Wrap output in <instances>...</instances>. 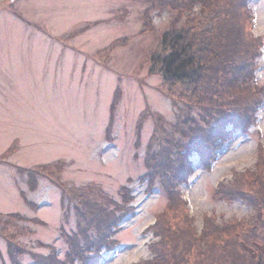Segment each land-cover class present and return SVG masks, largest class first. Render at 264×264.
Masks as SVG:
<instances>
[{
    "label": "rangeland",
    "instance_id": "374dc122",
    "mask_svg": "<svg viewBox=\"0 0 264 264\" xmlns=\"http://www.w3.org/2000/svg\"><path fill=\"white\" fill-rule=\"evenodd\" d=\"M150 1L0 0V220L6 222L12 214L22 217L0 224V264H14L18 252L23 253L19 264H33L35 255L51 252L48 245L64 260L68 244L62 229L71 234L78 228L76 208L86 207L85 195L105 204L114 216L125 213L106 231L117 244L98 250L99 264L150 259L156 230L171 236L166 235L165 244L173 251L179 248L173 253L181 257L185 244L176 237L174 214L167 221L171 226L164 227V218L157 229L152 227L165 213L169 196L147 163L159 139L182 127L181 122L200 120L207 102L188 96L186 87L152 70L162 35L175 25V16L169 9L159 15L152 7L158 0L149 6L155 9L150 16ZM209 1L214 3L207 13L221 14L217 1ZM246 2L237 14L244 40L257 45L248 44L252 57L246 72L260 88L254 97L259 103L243 98L241 105L233 99L236 111L249 109L246 125H229L212 158L193 156L190 176L176 185L198 235L207 215L222 224L249 222L257 215L243 199L216 195L219 184L231 182L235 174L258 172V153L264 147V0ZM224 21L228 32L218 36V43L228 33L234 38L231 15ZM214 28L205 29L206 38L199 37L207 40ZM207 88L211 90L209 84ZM231 91L221 87L212 96L229 105ZM155 157L154 167L162 156ZM76 195L79 202L73 200ZM12 239L14 245L8 242ZM200 256L188 255V263L182 257L185 264H206Z\"/></svg>",
    "mask_w": 264,
    "mask_h": 264
},
{
    "label": "trees",
    "instance_id": "16d2710c",
    "mask_svg": "<svg viewBox=\"0 0 264 264\" xmlns=\"http://www.w3.org/2000/svg\"><path fill=\"white\" fill-rule=\"evenodd\" d=\"M216 1L223 8L221 14L214 11L207 13L214 3L209 0H180L177 4H173V0H158L160 6L157 7L158 4L152 6L157 8L159 15L169 9L174 12L175 16L173 22L175 25H170L169 30L162 35L160 53L154 57L152 70L161 74L167 82L174 85L181 84L186 87L189 92L188 96L198 97L201 100L206 99L207 102V106L204 108L206 112L200 120L193 117L189 125L181 122L182 127H177L171 131L172 134L180 133L181 136L173 139L171 133H166L162 140L159 139V147L153 154L154 157H149L148 168L151 171L155 170L156 174L160 175L169 196L165 213L152 227L157 229L164 218L166 219L163 223L164 227L171 226L167 221L170 215L173 216L174 214L176 223L173 226L178 232L176 237L184 241L185 245L180 249V252L181 257L183 256L186 262V257L195 253L201 255L200 258L206 261V264H264L263 146L260 147L258 153L256 166V170L259 169L258 172L251 170L235 174L231 182L220 183L216 191V195L222 198L243 199L253 206L257 215L249 222L235 221L236 224H231L232 222L222 224L217 221L215 216L207 215L204 230L202 234L198 235L193 225V218L188 217L189 214L182 208L185 198L181 196L176 186L190 176L193 156L197 155L205 161L208 157L212 158L211 154L229 133V125H235V127L246 125L248 116L246 111L248 112L249 109L245 110L241 107L242 111H236V104L232 105V102L236 100L233 99H239V101L243 98L253 100L255 99V91L259 92L260 90L258 85L251 80L253 77L246 72L251 68L250 59L252 57L248 51V44L255 47L257 45L244 40L242 31L244 25L241 24L237 14V7H245L248 4L247 0ZM146 3L148 4L146 13L151 16V12L155 10L149 7L152 5L153 0ZM229 15H231L232 24L236 26L234 38L228 33L227 39L218 43V36H221L223 32H228L224 29L228 26L224 18ZM180 20H183L181 26L178 25ZM220 20H223V23ZM219 23L222 24V30L219 28ZM216 25L218 28H214ZM207 28H214V30L209 31L207 40H203L199 35L206 38L205 29ZM185 33L190 34V36L194 35V37L185 36ZM259 41L257 39V44ZM204 51H207V54H204ZM213 77L214 83H212ZM229 79L232 83H229ZM207 83L210 85L211 90L207 88ZM226 86L232 90L229 105L212 96L213 91L218 93L221 87ZM200 90L201 92H198ZM256 99L251 105H258L259 102ZM240 103L243 104L241 101ZM155 156H162V158L154 167V163L158 161V157ZM153 158L155 159L152 164L151 160ZM62 189L65 195L66 188L63 185ZM76 197L73 200L79 202L78 197ZM88 197L85 195L82 199V204L86 207L77 206L76 208L81 217L78 228L71 234L65 233L62 229V236L68 244L64 260L61 261L57 250L48 245L47 247L51 252L47 255L34 254L35 261L33 264H68L69 262H75L76 259H78L79 264H99L101 260L98 250L104 246L108 250L115 248L117 242H113L114 239L110 240L108 238L110 234L106 231L111 230L112 226H117L125 213L122 212V214L114 216V213H110L108 207H103L105 204H101L93 198L91 200ZM91 201H94V203ZM182 211L185 214H182ZM16 217L22 218L19 214L7 215L6 222L0 220L1 226L9 225L7 224L8 221ZM2 231H0V234ZM157 231L154 233L157 240L150 246L152 257L142 263L134 264H171L177 259L178 264H185L183 257L179 256L177 258L174 256L173 252L179 251V248L175 251H173L175 248H167L165 244L166 235L167 237L171 236L168 233L165 235V231ZM172 234L175 235V232L172 231ZM15 241L16 239L8 240L13 245ZM95 250H97V254L93 253ZM85 252H88V254L93 253V255L85 254ZM22 254V252L17 253L14 264H19L18 257ZM209 255L211 259H207ZM13 259L15 260L14 254Z\"/></svg>",
    "mask_w": 264,
    "mask_h": 264
}]
</instances>
